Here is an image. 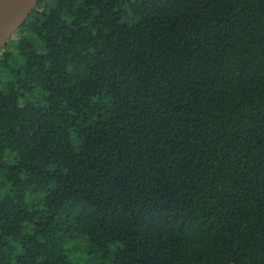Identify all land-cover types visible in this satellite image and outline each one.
Returning <instances> with one entry per match:
<instances>
[{
	"label": "trees",
	"instance_id": "1",
	"mask_svg": "<svg viewBox=\"0 0 264 264\" xmlns=\"http://www.w3.org/2000/svg\"><path fill=\"white\" fill-rule=\"evenodd\" d=\"M18 34L0 264H264V0H38Z\"/></svg>",
	"mask_w": 264,
	"mask_h": 264
},
{
	"label": "water",
	"instance_id": "2",
	"mask_svg": "<svg viewBox=\"0 0 264 264\" xmlns=\"http://www.w3.org/2000/svg\"><path fill=\"white\" fill-rule=\"evenodd\" d=\"M38 0H0V53L11 33L31 15Z\"/></svg>",
	"mask_w": 264,
	"mask_h": 264
},
{
	"label": "rangeland",
	"instance_id": "3",
	"mask_svg": "<svg viewBox=\"0 0 264 264\" xmlns=\"http://www.w3.org/2000/svg\"><path fill=\"white\" fill-rule=\"evenodd\" d=\"M37 7V6H36ZM36 7H35V9L34 10H36ZM33 10V11H34ZM32 11V12H33ZM37 11H42V8H38L37 9ZM18 31H19V28L18 29H16L14 32H12L11 33V35H10V37L8 38V40H7V43H9L11 40H16V38L19 36V34H18ZM31 38V37H30ZM6 43V44H7ZM5 47V46H4ZM3 47V48H4ZM3 50V49H2ZM75 261L77 262V264H79L80 262H82L83 260L81 259V257L80 256H76L75 257ZM83 263V262H82ZM86 264H89V262L88 263H86Z\"/></svg>",
	"mask_w": 264,
	"mask_h": 264
}]
</instances>
